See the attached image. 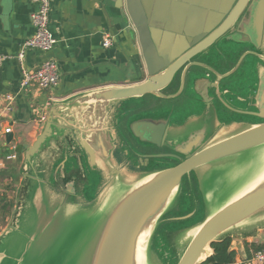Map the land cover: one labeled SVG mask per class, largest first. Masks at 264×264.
<instances>
[{
	"label": "water",
	"instance_id": "95a60500",
	"mask_svg": "<svg viewBox=\"0 0 264 264\" xmlns=\"http://www.w3.org/2000/svg\"><path fill=\"white\" fill-rule=\"evenodd\" d=\"M210 1L124 0L126 14L138 37L146 80L133 86L94 91L78 104L89 110L86 114L77 117L72 105H68L59 108L57 118L67 131L64 139L70 141L75 137L91 163L97 152L109 158L114 148L111 130L117 127L122 140L120 148L128 161L125 166L131 169L113 162L108 164V178L100 192L83 207L73 205L68 213L44 210L43 206L33 210L34 213H27L24 194L19 188L9 225L0 231V264L19 263L20 238L26 237L25 240L35 244L34 248L43 254L48 241L61 240L72 226H85L81 235L95 227V242L84 264H137V243L147 229L140 264H163L158 256L162 248L170 253L173 264H201L212 254L211 244L226 239L231 240L229 249H239L240 254L244 251L241 240L264 231V121H249L264 120V0H221L219 7L218 0ZM184 9L190 12L183 15ZM223 43H245L252 47L238 49L234 66L224 73L218 70L226 61L221 52ZM214 52L222 57L215 62ZM248 56L259 61L251 92L242 95L240 88H221L220 82L234 78ZM207 72L213 75V81L206 78ZM191 73V95L202 103L203 115L198 113L196 124L174 135L166 124L156 128L150 117L164 114L168 109L165 101L184 93L186 76ZM177 79L178 91L166 95ZM203 81L208 86L200 91L198 87ZM210 87L217 93L216 101L228 110L237 112L224 103L220 92L232 95L234 101H244L250 109L239 111V115L232 114L237 120L222 125L217 116H210L215 107L214 99L208 96ZM55 106L51 108L53 114H56ZM144 114L147 117H142ZM46 120L41 134L26 153L25 171L47 139L54 135V122L51 118ZM209 123L217 131L212 138L204 135L205 124ZM241 126L242 130L226 136L227 131ZM126 130L133 140L125 134ZM5 138L9 144L10 137L5 135ZM104 138L110 141L105 144ZM146 143L163 152L140 154L138 151L148 148ZM253 150L255 156L240 166L225 162ZM68 160L71 159L64 154L56 174H64ZM153 160L178 163L149 169ZM74 165L87 183L88 173L80 161L74 160ZM220 167H225L227 172H220ZM207 172H212L211 178L206 177ZM203 177L208 179L204 184ZM99 179L102 183V178ZM183 182L188 192L183 195L188 200V208H180ZM237 182L235 190L223 203L210 211L209 205L218 199L222 189ZM199 210L203 213L199 221L172 229L174 224L192 219ZM161 226L169 229L163 234L160 248L153 250Z\"/></svg>",
	"mask_w": 264,
	"mask_h": 264
},
{
	"label": "crops",
	"instance_id": "0c3cea01",
	"mask_svg": "<svg viewBox=\"0 0 264 264\" xmlns=\"http://www.w3.org/2000/svg\"><path fill=\"white\" fill-rule=\"evenodd\" d=\"M190 1L194 3L196 0ZM210 2L214 3L215 0ZM49 3L48 30L56 44L47 54L38 50H27L24 66L35 70L44 59L51 58L58 65L59 82L56 87L48 90L30 86L21 91L19 65L12 57L34 32L30 15L36 11L37 6L29 0H0V54L8 57L0 68V99L5 94L16 97L11 113L6 114L2 111L3 103L0 101V201L3 198L4 202L14 207L16 192L20 188V192L24 194L27 213H34L33 210L42 206L44 210H55L60 213H68L69 208L75 204L83 207L93 199L92 197L86 199L89 179L95 186L94 178L98 176L102 178V183L100 182L96 191L98 194L107 181L108 164L113 162L125 167L126 170L131 169L125 166L128 161L125 160L127 158H124L120 148L122 140L119 138L117 127L114 131L111 130L114 148L109 152V158L106 159L97 152L91 163L75 137L68 138L70 141L64 139L68 134L57 117L59 108L68 105H72L75 116L81 117L89 111L78 105L85 95L102 89L133 86L147 78L138 37L126 14L124 0H49ZM217 4L219 7L221 0H218ZM167 8L170 9L168 6ZM189 12L187 9L182 10L183 15ZM105 36L110 37L108 47L102 46ZM234 64L235 61L226 58L218 70L222 73L228 72ZM205 75L203 77L213 81V75L208 72ZM192 78V73L186 76L184 93L181 96L165 101L170 111L166 120L163 114L150 117L153 118L152 124L156 128L166 124L170 134L174 135L178 130L196 124L198 106L203 105L197 100V96L191 95ZM225 82L226 80L221 81L220 85H225ZM206 83L201 82L198 90H204L208 86ZM178 88L177 79L176 85L168 89L166 95L175 94ZM210 94L214 96L215 109H221L222 112L239 115V111L250 109V105H246L244 101H234L232 95L225 91L220 92L224 103L237 112L230 111L216 101L217 93L211 87L208 88L209 97ZM52 106L57 109L56 114H53ZM181 110H188L185 119L178 118ZM43 118H46V121L51 118L54 122V135L47 139L25 171L23 164L26 153L32 148L45 126ZM121 127L124 128L125 125ZM4 129H10V133L4 134ZM125 134L133 140L128 131ZM5 135L10 137L9 144L6 143ZM170 137L168 139H171ZM109 141L110 138H104L105 144ZM145 145L148 148L138 151L140 154H157L161 151L147 143ZM5 150L9 151V157L3 153ZM64 154L68 155L71 159L68 161L72 164H67L66 171L59 176L55 171ZM74 160H79L88 173L87 183L80 177V173L75 171ZM37 181L39 183L41 181V184ZM262 234L264 231L256 237L241 240L242 244L245 242L262 244L264 243ZM235 250L234 264H244L247 259L245 252L242 250L239 254V249Z\"/></svg>",
	"mask_w": 264,
	"mask_h": 264
},
{
	"label": "rangeland",
	"instance_id": "374dc122",
	"mask_svg": "<svg viewBox=\"0 0 264 264\" xmlns=\"http://www.w3.org/2000/svg\"><path fill=\"white\" fill-rule=\"evenodd\" d=\"M221 52L223 54V56H225L226 58H230L231 60H235L238 53L237 50L238 49H242V48H252L251 46L242 43L240 45H236L233 43H223L221 44ZM222 57H220V55L217 54V52H214V57H213V61L215 62L217 59H221ZM259 63V61L251 56L245 57L242 63V67L240 69V71L238 72V74H236L231 78L226 79V84L223 85L221 88L228 87V88H232V89H238L240 88L242 95H245L249 92H251V89H253V87L255 86L256 83V67L257 64ZM240 72L242 73V75H240ZM239 76V80L236 78V76ZM237 80V81H236ZM233 82V84H231ZM239 82V84H238ZM236 87V88H235ZM214 96L212 94H210V98H213ZM199 103V102H198ZM216 111V113L214 112ZM166 113L163 114V117H168L170 114V111L168 109H166L165 111ZM186 112H188V110H181L180 115L178 116L179 119H185L187 117L188 114H186ZM163 113V112H161ZM200 113V115H203V108L199 105L198 106V112ZM217 116L218 120L220 121V123L223 125V123L227 124L228 122L232 121V120H237L236 116L229 114L227 112H222L221 109H215V107L212 108V111L210 113V116ZM142 117H147V114L142 115ZM150 117V116H149ZM204 118H207L204 116ZM212 119H214L215 117H211ZM239 120V117H238ZM210 121V120H209ZM249 121L251 122H263L264 120H260V119H249ZM243 127H239L236 129H232L231 131H227L226 136H229L230 134H235L237 132H239L240 130H242ZM217 133L216 130H214L211 127V124H205V130H204V135L206 138H212L213 136H215ZM8 150V149H7ZM1 153V152H0ZM9 153V151H8ZM6 154L5 156L9 157L10 154ZM254 150L253 151H249L246 152L242 155H239L237 157L231 158L230 160H225V162L227 163H234L235 165H242L244 163H246L247 161H249L252 157L255 156ZM183 158V157H181ZM177 161L173 162V161H163V160H153L150 162L148 168L149 169H158V168H165V167H172L175 166ZM178 163V162H177ZM72 162L69 161L68 165H71ZM218 170H221L220 172H227V169L225 167H220ZM208 174V172H207ZM212 174V172H209L208 175H206V177H210V175ZM194 175V172L191 173V176ZM213 175V174H212ZM220 175V174H219ZM206 177H203V184L206 183L205 181H207L208 179ZM211 178V177H210ZM209 178V179H210ZM185 180V179H184ZM95 181V186L92 184V180L89 179V187L86 188V191L88 192V195L86 196V199L89 198H94L96 195V191L99 187L100 184V179L98 177L94 178ZM184 188L182 190V197H181V202H180V208L182 206H189L188 205V200L184 195V193H186L188 195L187 192V187L185 186V183H182ZM237 183H234L232 185H228L227 187H225L224 189H222V193L219 194V197L217 200L213 201L210 205H209V210L213 211L216 207L220 206L223 201L230 195V193H232L236 186ZM182 186V187H183ZM2 190V188H1ZM185 194V195H186ZM1 205V203H0ZM13 206V205H12ZM10 206L9 208H7L6 210L4 209L2 211L1 207H0V226H1V231L4 230V228L9 225V221L11 218V213L14 211L13 207ZM188 208V207H187ZM185 212L187 210H184ZM3 212V213H2ZM9 215V217H7ZM203 216V213L200 212V210L196 213V215L188 220V221H184L178 224H174V226H171L172 229H178L181 227H184L186 225L189 224H193L197 221H199ZM84 227H76V226H72L68 228V233L67 235L63 236V238L61 240L57 239H52V241H48V243L46 244L45 247V252L43 254H39L38 253V249L36 250V248H34L33 243L20 238V242H19V246L17 247V251L18 253V260L19 263L18 264H84L85 260L88 258V256L90 255L91 249L93 247L94 244V240L96 238V235H94V230L95 227L91 228V231L89 233H86L84 235H81V233L83 232ZM169 228L168 226H161V228L159 229L156 238L154 240L153 243V250H158V247L160 248L162 242H164L163 239V234L165 231H167ZM75 232V233H74ZM77 233V234H76ZM263 238H264V234H262ZM259 243V242H258ZM164 244V243H163ZM161 253H159V258L160 261L163 262V264H173L172 260H171V255L170 253L166 250V248H162L161 249ZM15 251V250H13ZM165 252H168V257H165Z\"/></svg>",
	"mask_w": 264,
	"mask_h": 264
},
{
	"label": "built area",
	"instance_id": "2783aa9c",
	"mask_svg": "<svg viewBox=\"0 0 264 264\" xmlns=\"http://www.w3.org/2000/svg\"><path fill=\"white\" fill-rule=\"evenodd\" d=\"M34 3L37 8L30 15V21L34 29L33 34L27 38L21 45L20 50L12 58L16 59L20 69V89L26 90L30 86H36L40 90H48L56 87L59 82L58 65L55 60L51 58L44 59L39 67L35 70L27 69L24 66V56L27 50H38L43 54L49 53L56 44V40L48 30V15L50 9L49 0H29ZM110 37L105 36L102 43L103 47L110 45ZM6 56L0 54V68L6 60ZM15 96L5 94L0 99L3 103L2 111L4 113H11L14 109ZM45 118L42 119L44 121ZM4 134L10 133V129H4ZM0 226V231H1ZM244 264H264V251L253 253L249 259H246Z\"/></svg>",
	"mask_w": 264,
	"mask_h": 264
},
{
	"label": "trees",
	"instance_id": "16d2710c",
	"mask_svg": "<svg viewBox=\"0 0 264 264\" xmlns=\"http://www.w3.org/2000/svg\"><path fill=\"white\" fill-rule=\"evenodd\" d=\"M3 153L7 154L8 151L5 150ZM0 203L2 211L12 206V204L10 205L7 202H4L3 198L1 199ZM230 242V239H226L221 242L211 244L212 254L201 264H234L236 259V253L235 251H231L229 249ZM259 251H264V243H244V252L247 259H249L253 253Z\"/></svg>",
	"mask_w": 264,
	"mask_h": 264
},
{
	"label": "bare ground",
	"instance_id": "6f19581e",
	"mask_svg": "<svg viewBox=\"0 0 264 264\" xmlns=\"http://www.w3.org/2000/svg\"><path fill=\"white\" fill-rule=\"evenodd\" d=\"M149 233V229L144 231V233L141 235V237L138 240L137 248H136V261L137 264H140L143 259V245L146 241L147 235Z\"/></svg>",
	"mask_w": 264,
	"mask_h": 264
}]
</instances>
